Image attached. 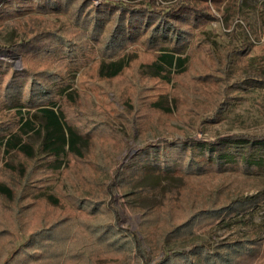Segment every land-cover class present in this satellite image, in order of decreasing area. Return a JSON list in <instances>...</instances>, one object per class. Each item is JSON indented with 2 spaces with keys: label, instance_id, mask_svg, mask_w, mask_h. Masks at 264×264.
Here are the masks:
<instances>
[{
  "label": "rangeland",
  "instance_id": "rangeland-1",
  "mask_svg": "<svg viewBox=\"0 0 264 264\" xmlns=\"http://www.w3.org/2000/svg\"><path fill=\"white\" fill-rule=\"evenodd\" d=\"M28 1L0 0V67L40 77L83 142L55 158L29 131L31 156L7 149L19 114L0 103V264H264V0H186L184 70L163 74L149 30L109 46L110 16L90 34L106 1L148 0Z\"/></svg>",
  "mask_w": 264,
  "mask_h": 264
},
{
  "label": "trees",
  "instance_id": "trees-1",
  "mask_svg": "<svg viewBox=\"0 0 264 264\" xmlns=\"http://www.w3.org/2000/svg\"><path fill=\"white\" fill-rule=\"evenodd\" d=\"M31 1H35L39 5L38 8L44 10L62 8L68 3V0H29L28 2ZM86 13H82L81 6H78L76 10L78 18L86 20ZM93 13L94 17L90 18L94 24L91 27V35H95L96 27L102 18L113 16L114 27L107 39V45L121 46L123 43L134 42L141 34L149 30L150 46H156L159 51L157 59L152 63V68L157 74H163L167 67H177L178 72L184 70L185 58L180 53L191 34L186 26L196 24L200 16V11L191 7L186 0H181L164 9L158 8L152 0L143 4L106 1L100 9L94 10ZM204 13L207 12L204 11ZM2 63L5 64V62ZM125 64L123 58L102 63L99 72L103 76L113 77L119 74ZM8 74L10 79L1 92L0 103L4 102L6 106L15 108L19 114V127L3 142L2 138L0 139L4 146L7 149H16L27 156H31L32 147L22 141V136L29 131H34L41 136L40 148L43 152L55 158L66 152L81 155L79 147V143L83 142L81 135L67 123L60 103L52 98L51 92L47 85L40 81V77L33 78L25 67L12 74L9 68L0 67V77ZM162 76L165 77V75ZM25 108H27L26 111ZM32 108L36 110L33 114L35 119L25 116V114L30 113L29 110ZM202 154L207 162H222L215 150L203 149ZM192 157L193 154H190V167L194 168ZM154 162L157 164L159 160L156 159ZM54 166L58 167V165ZM0 192L10 193V190L0 183ZM48 197L50 198L51 195ZM136 242H138L137 239H135Z\"/></svg>",
  "mask_w": 264,
  "mask_h": 264
}]
</instances>
